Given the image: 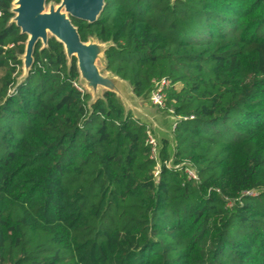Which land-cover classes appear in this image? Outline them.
I'll use <instances>...</instances> for the list:
<instances>
[{"label": "trees", "instance_id": "16d2710c", "mask_svg": "<svg viewBox=\"0 0 264 264\" xmlns=\"http://www.w3.org/2000/svg\"><path fill=\"white\" fill-rule=\"evenodd\" d=\"M11 5L0 0V264H264V0H106L96 23L73 20L83 42L113 43L107 70L137 97L168 82L173 144L156 157L114 93L90 105L55 39L18 85L27 36Z\"/></svg>", "mask_w": 264, "mask_h": 264}, {"label": "water", "instance_id": "95a60500", "mask_svg": "<svg viewBox=\"0 0 264 264\" xmlns=\"http://www.w3.org/2000/svg\"><path fill=\"white\" fill-rule=\"evenodd\" d=\"M175 1L172 0L173 3ZM105 7L106 0H60L59 3L48 0H12L10 13L13 18L10 24H15L20 34L27 36L25 53L20 57L26 76L18 81V85L28 77L37 46L41 44L40 51H43L48 47L49 40L55 39L63 46L69 65L76 59L79 83H83L86 93L91 96L90 105L102 99L105 92L114 93L126 114L131 113L136 120L148 126L158 142L170 140L173 144V135L168 130V118L158 110L144 108L143 103L147 97H137L130 83L107 70L105 54L113 43H103L96 38L83 42L73 23V20H78L94 24ZM98 61L104 66L105 75L101 73Z\"/></svg>", "mask_w": 264, "mask_h": 264}, {"label": "built area", "instance_id": "2783aa9c", "mask_svg": "<svg viewBox=\"0 0 264 264\" xmlns=\"http://www.w3.org/2000/svg\"><path fill=\"white\" fill-rule=\"evenodd\" d=\"M168 84V82L166 81H162L157 88L151 93V98H149L152 102V105H154L155 107L161 109L163 106V101H164V93H163V88L164 86H166ZM75 86L80 90L83 91L77 84H75ZM149 143L153 146V156L156 157L157 155V142L156 140L150 136L149 137ZM190 174V173H189ZM192 177L196 178V176L194 174H190Z\"/></svg>", "mask_w": 264, "mask_h": 264}, {"label": "rangeland", "instance_id": "374dc122", "mask_svg": "<svg viewBox=\"0 0 264 264\" xmlns=\"http://www.w3.org/2000/svg\"><path fill=\"white\" fill-rule=\"evenodd\" d=\"M53 6L57 7L58 5H53ZM49 7H50V6H48L47 9H49ZM98 66H99V68H100L101 73H102L103 75H105L104 66L101 64L100 61H98ZM25 74H26V73H25V71H24V67H22V73H21V75H20L18 81L22 80V79L26 76ZM82 84H83V83H81V85H80V83L78 82L77 85L80 87V86H83ZM81 89H82L84 92H86V90H87L86 88H84V86L81 87ZM150 98H151V95H150ZM143 105H144V106H143L144 108H147V109H155V106L152 105V102H151L150 99H149L148 102H144ZM160 110H161V109H160ZM158 111H159V110H158ZM160 112L163 113V114L168 118V120H172L171 117L168 116V114L164 113L162 110H161ZM169 129H170V126H168V130H169ZM150 136H152V137L156 140L157 144L159 143V142L157 141L156 136H155L154 134H153V135L151 134ZM156 151H158V149H156ZM156 156H157V155H156ZM169 166H171V164H169ZM188 171H189L190 174H194L193 171H192L191 169H188ZM158 173H159V172H157L156 174H158Z\"/></svg>", "mask_w": 264, "mask_h": 264}, {"label": "crops", "instance_id": "0c3cea01", "mask_svg": "<svg viewBox=\"0 0 264 264\" xmlns=\"http://www.w3.org/2000/svg\"><path fill=\"white\" fill-rule=\"evenodd\" d=\"M149 100L147 99V101L146 102H148ZM144 106V105H143ZM155 110H159V111H161L159 108H157V107H155ZM168 126H171V123H170V120H168ZM152 131V130H151ZM169 131H170V129H169ZM171 132V131H170ZM153 133V132H152ZM154 134V133H153Z\"/></svg>", "mask_w": 264, "mask_h": 264}]
</instances>
